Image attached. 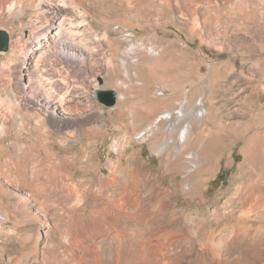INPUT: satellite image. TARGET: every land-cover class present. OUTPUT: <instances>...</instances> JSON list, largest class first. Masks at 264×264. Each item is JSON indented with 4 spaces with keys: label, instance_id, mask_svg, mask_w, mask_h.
I'll return each mask as SVG.
<instances>
[{
    "label": "rangeland",
    "instance_id": "obj_1",
    "mask_svg": "<svg viewBox=\"0 0 264 264\" xmlns=\"http://www.w3.org/2000/svg\"><path fill=\"white\" fill-rule=\"evenodd\" d=\"M43 7V1L0 0V29L9 35L8 49L0 53V264H45L42 252L65 247V229L74 220L69 205L75 199L66 202L70 195L64 193L62 200L45 173L48 163L61 166L83 193L84 221L99 233L104 264H161L147 248L149 235L140 231L145 222L166 223L169 213L145 193L121 207L112 194L125 183L148 190L150 170L155 174L160 168V147L169 139V149L176 147L184 127L183 159L194 151L198 164L190 172L160 177L165 188L177 184L174 197L183 214L220 207L230 196L227 204L236 210L235 191L241 190L252 196L250 216L225 227L224 219H217L215 226L226 230L245 220L250 239L257 227L264 229V0H81L77 8L65 5L69 16L80 12L85 23L73 25L81 48L72 56L66 46L53 52L42 40L46 57L38 79L23 67V56L35 34L45 30ZM60 23L55 21L54 31H60ZM13 46L17 51H11ZM28 76L36 86L68 90L66 106L73 112L63 114L64 122L70 130L84 129L82 136L59 134L52 125L43 134L32 128V120L23 129L13 123V117H29L33 111V99L23 88ZM97 89H113L121 97L107 107L93 98ZM190 107L193 118L175 117L179 108L186 115ZM165 112L169 116L160 120L156 139L137 136ZM86 128L93 133H85ZM89 142L85 151L95 153L96 169L73 164L81 145ZM111 159L118 162L116 172L108 165ZM98 177L110 182L99 186ZM26 199L29 212L22 206ZM260 240L264 264V234ZM244 253L240 264L258 256L253 250ZM169 256L165 264H179ZM185 258L197 257L187 252Z\"/></svg>",
    "mask_w": 264,
    "mask_h": 264
},
{
    "label": "bare ground",
    "instance_id": "obj_2",
    "mask_svg": "<svg viewBox=\"0 0 264 264\" xmlns=\"http://www.w3.org/2000/svg\"><path fill=\"white\" fill-rule=\"evenodd\" d=\"M25 1L27 5H39L42 1L46 5V7H43V10L41 8V10L45 11L47 14L45 16V20L43 21L46 24L45 30L39 31L35 34V37L31 39L33 44L27 47L23 56L25 62V66L23 67H26L29 73L31 71L35 72L33 74H35V77L38 75L37 78L39 79V74L43 69L42 64L46 57L45 53L41 51L42 40L49 44L48 46H50V51L53 52H57V49L60 48V46L61 48L62 46L63 48L66 46L65 48L72 52V56H74V50L79 51V48H81L80 37L79 39L75 38L80 32L79 30H73V25L80 27L85 23H83L80 12H77V15L73 18L67 14L68 9L65 8V5L77 8L78 4L81 3V0H56V2H53L52 0ZM59 19L61 20V23L59 24L61 29L57 32L54 31L55 21ZM41 26H43L42 23L38 26H34V28L39 29L38 27ZM131 49L132 45L129 47V50ZM11 51H17V47L13 46ZM29 76L28 85L23 86V88L26 89V92L29 93L30 97L33 99V111L29 114V117H27L24 113L20 114L18 117H13V123L16 124L19 129H23L26 128V124L32 120V128L34 130L36 129V131L38 130V132L44 131L46 133V127L49 128L50 125H52V127H54L59 134L66 133L70 137H73L76 134L82 136L84 129H79V131H76L77 129L70 130L68 123L64 122L63 114L73 112L71 108L66 106V94L68 90L58 93L55 91V88L50 86L48 83L47 87L42 86L41 84V86H36L34 83L31 84L32 79L29 80ZM119 97H121V94L118 98ZM88 109L89 107L86 106L85 110ZM174 114L176 118L181 120L186 116L190 118L195 116L193 107H190L186 115L180 108L175 111ZM168 116L169 112L163 113L161 117L151 123H148L137 134V136L141 139L146 137H154L156 139V133L162 129L160 120L167 118ZM85 130V133L87 134L93 133L90 128H86ZM165 130L170 133L173 131L170 126H168ZM186 132V127H184L177 138L178 145L174 148L169 149V144L171 142L170 139L168 141L166 140L167 142H163V145L160 147L161 150L159 151V155L162 156L160 168L157 172H155L156 175L152 172V170H150V184L148 185V190H133L134 186L132 183H128L127 185L125 183L124 186H121L113 192V199L121 207L133 204L135 201L142 200V193H145L147 196L153 198V203L156 206H159V203H161L164 210L169 213L166 223H151L152 225H149L145 222L142 226L143 229L140 231L141 234L149 235L147 248L152 252L151 256H153L156 261H160L161 264L166 263L165 259L169 256V254H172V256L175 257L174 261L179 264H235L241 262L245 254L244 252L252 250L257 253L258 256L251 264H261L259 253H261L262 248L260 239L264 234V229L262 227H257L250 239L249 230L251 225L247 224L245 220L243 222L244 224H239L238 226H233L226 230H219L215 226L217 219H224L222 226L225 227L233 221L242 220L250 216V212L254 206H252V203H249L252 198L249 193H242L241 190L235 191V198L239 201V208L236 210L227 204V202H232V198L230 196L229 200L220 207L216 206L212 210L203 208L199 213L185 216L183 214V210L179 207L177 200L174 197V194L178 191L177 184L172 182L169 184V188L163 187L160 177H163L167 172H178L180 170L190 172L198 164L197 154L194 151L191 152L187 161L186 159H183L182 146L185 142ZM52 134V132H47L48 137ZM89 145H91V142L81 145V154L73 161L74 165L85 163L87 167L93 169L97 168L93 159L95 153H87L85 151ZM2 147L3 146L0 145V149ZM187 162L189 164L188 166H186ZM47 163L45 165H47ZM48 164L49 165L46 166L47 171H45V173L52 181L53 184L51 183V185H55L56 189L63 193L64 196L62 197V200L65 201V196L69 194L70 199L68 197V200H66V202L69 203L71 198L74 196L73 198L75 200L72 201L71 205H69V209L74 212V220H71L66 226V234L63 237L65 247L61 251L56 250V248L53 247L49 254L42 252V262L45 264L48 262L53 263V261H56L59 264H104L100 258L102 242L100 240L101 238L99 233L92 223H86L84 221L85 205L83 204V193H78L75 190L76 183L70 180L72 177L65 175V170L61 166L52 163ZM108 165L112 169V172H116L118 162L115 159L109 160ZM96 181L99 186L110 182V180H101L99 177ZM185 188H190V186ZM64 193H66V195ZM90 196L93 197L94 192ZM27 201L28 199L23 202L22 206H24L23 209L29 212L28 205L30 203L27 205ZM36 207L37 209L41 208L40 206ZM257 215L259 216V212ZM120 236L121 234L118 233L115 237L118 242ZM187 252L196 255L197 258L195 261L186 260L185 256Z\"/></svg>",
    "mask_w": 264,
    "mask_h": 264
},
{
    "label": "water",
    "instance_id": "obj_3",
    "mask_svg": "<svg viewBox=\"0 0 264 264\" xmlns=\"http://www.w3.org/2000/svg\"><path fill=\"white\" fill-rule=\"evenodd\" d=\"M9 45V35L5 29H0V53L7 51ZM99 85L103 83L101 78H98ZM93 98L107 107H113L118 98V94L113 89H97L92 93Z\"/></svg>",
    "mask_w": 264,
    "mask_h": 264
},
{
    "label": "trees",
    "instance_id": "obj_4",
    "mask_svg": "<svg viewBox=\"0 0 264 264\" xmlns=\"http://www.w3.org/2000/svg\"><path fill=\"white\" fill-rule=\"evenodd\" d=\"M221 175H222V172L220 171V172L217 174L216 178L213 180V182L218 181V180L220 179V176H221Z\"/></svg>",
    "mask_w": 264,
    "mask_h": 264
},
{
    "label": "built area",
    "instance_id": "obj_5",
    "mask_svg": "<svg viewBox=\"0 0 264 264\" xmlns=\"http://www.w3.org/2000/svg\"><path fill=\"white\" fill-rule=\"evenodd\" d=\"M161 91L160 90H158V93H160ZM1 218H2V216H1V214H0V220H1Z\"/></svg>",
    "mask_w": 264,
    "mask_h": 264
}]
</instances>
